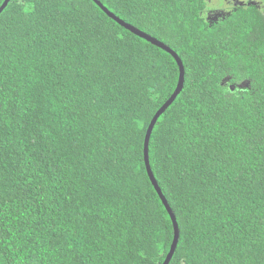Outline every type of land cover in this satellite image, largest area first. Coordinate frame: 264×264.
Returning <instances> with one entry per match:
<instances>
[{
	"label": "trees",
	"instance_id": "obj_1",
	"mask_svg": "<svg viewBox=\"0 0 264 264\" xmlns=\"http://www.w3.org/2000/svg\"><path fill=\"white\" fill-rule=\"evenodd\" d=\"M99 1L183 66L147 143L179 228L168 264H264V11ZM178 74L171 53L93 0L7 1L0 264L162 263L172 222L143 140Z\"/></svg>",
	"mask_w": 264,
	"mask_h": 264
},
{
	"label": "water",
	"instance_id": "obj_2",
	"mask_svg": "<svg viewBox=\"0 0 264 264\" xmlns=\"http://www.w3.org/2000/svg\"><path fill=\"white\" fill-rule=\"evenodd\" d=\"M8 0H3L2 4L0 5V11L1 9L5 6V4L7 3ZM109 17H111L112 19H114L117 23H119L120 25H122L123 27L127 28L128 30H130L131 32L145 38L146 40L150 41L151 43L163 48L164 50L168 51L169 53H171L174 57V59L176 60L178 67H179V74H178V79H177V83L176 86L174 88V90L172 91V93L170 94L169 98L158 108V110L155 112V114L152 116L150 123L147 126L146 129V133L144 136V141H143V157H144V162H145V167L147 170V174L149 179L151 180L152 184L155 187V190L158 192L160 198L162 199L172 222V228H173V237L169 246V250L166 253L164 260L162 261L161 264H168L174 250L176 247V243H177V239L179 236V228H178V224L177 221L175 219V216L171 210V208L169 207L167 201L164 199V197L161 194V191L159 189V187L157 186L156 182H155V178L153 177V174L151 172L149 163H148V157H147V143H148V138H149V134L150 131L152 129L153 123L155 121V119L157 118V116L159 115V113L170 103V101H172L175 96L177 95V93L180 91L182 84H183V66L181 63V60L179 58V56L177 55V53L171 49L168 45H166L165 43H163L162 41L158 40L155 37L150 36L149 34H147L146 32L140 30L139 28L135 27L134 25H131L130 23L124 21L123 19H121L120 17H118L117 15H115L112 11H110L107 7H105L101 1L99 0H93Z\"/></svg>",
	"mask_w": 264,
	"mask_h": 264
},
{
	"label": "flooded vegetation",
	"instance_id": "obj_3",
	"mask_svg": "<svg viewBox=\"0 0 264 264\" xmlns=\"http://www.w3.org/2000/svg\"><path fill=\"white\" fill-rule=\"evenodd\" d=\"M210 2H213V0H209ZM239 1H241V0H234V4L233 5H230V6H220V7H217V8H212L211 9V11L210 12H212V11H214L217 15H221L222 13L224 14V13H227V12H229L231 9H234L236 6H238V5H240V4H243L244 2H245V0H242L243 1V3H240ZM255 4H256V6L259 8V9H262V11L264 10V4H262V3H258L257 2V0H252ZM226 2H227V0H226ZM216 3H218V4H220L221 3V0H216ZM221 11H220V10ZM209 12V13H210Z\"/></svg>",
	"mask_w": 264,
	"mask_h": 264
},
{
	"label": "clouds",
	"instance_id": "obj_4",
	"mask_svg": "<svg viewBox=\"0 0 264 264\" xmlns=\"http://www.w3.org/2000/svg\"><path fill=\"white\" fill-rule=\"evenodd\" d=\"M257 2L258 3H262V4H264V0H257ZM234 4V0H227V2H226V0H221V3L220 4H218V3H216V0H213V2L212 3H210V4H207V8H209V9H211V8H217V7H220V6H230V5H233ZM132 25V24H131ZM136 27V26H135ZM144 141V140H143ZM144 144V143H143ZM160 189V188H159ZM160 191H161V189H160ZM157 192V191H156ZM157 194H158V192H157ZM161 194H162V196L164 197V199L167 201V199L165 198V196L163 195V193H162V191H161ZM158 196H159V194H158ZM160 197V196H159ZM161 199V198H160ZM162 200V199H161ZM162 203H163V201H162ZM168 203V202H167ZM163 205H164V203H163ZM169 205V204H168ZM170 207V206H169ZM166 208V207H165ZM171 208V207H170ZM172 230H173V228H172Z\"/></svg>",
	"mask_w": 264,
	"mask_h": 264
},
{
	"label": "rangeland",
	"instance_id": "obj_5",
	"mask_svg": "<svg viewBox=\"0 0 264 264\" xmlns=\"http://www.w3.org/2000/svg\"><path fill=\"white\" fill-rule=\"evenodd\" d=\"M239 2H240V3H243V1H242V0H241V1H239ZM263 8H264V7H263ZM263 11H264V10H263ZM215 14H216V13H215L214 11H212V12H210V14H209V15H210V17H211V18H214ZM216 16H217V15H216Z\"/></svg>",
	"mask_w": 264,
	"mask_h": 264
}]
</instances>
